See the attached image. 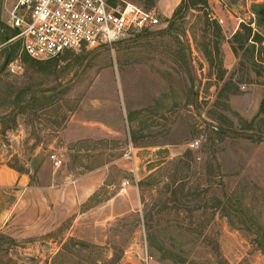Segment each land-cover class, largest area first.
I'll list each match as a JSON object with an SVG mask.
<instances>
[{
    "label": "rangeland",
    "instance_id": "rangeland-1",
    "mask_svg": "<svg viewBox=\"0 0 264 264\" xmlns=\"http://www.w3.org/2000/svg\"><path fill=\"white\" fill-rule=\"evenodd\" d=\"M126 1L162 25L33 62L0 0V160L49 198L0 264H264V0Z\"/></svg>",
    "mask_w": 264,
    "mask_h": 264
},
{
    "label": "built area",
    "instance_id": "built-area-1",
    "mask_svg": "<svg viewBox=\"0 0 264 264\" xmlns=\"http://www.w3.org/2000/svg\"><path fill=\"white\" fill-rule=\"evenodd\" d=\"M161 23L155 9L126 0H15L6 22L17 32L11 41L19 40L22 52L35 61L112 46ZM50 159L54 169L61 168L56 154Z\"/></svg>",
    "mask_w": 264,
    "mask_h": 264
},
{
    "label": "crops",
    "instance_id": "crops-1",
    "mask_svg": "<svg viewBox=\"0 0 264 264\" xmlns=\"http://www.w3.org/2000/svg\"><path fill=\"white\" fill-rule=\"evenodd\" d=\"M181 2L182 0H160L159 8L164 15L170 16L175 12ZM0 161V232L9 234L12 238H21L25 233L29 232L28 229H19L21 227L19 224L22 212L26 209H32L34 204L27 200V198L36 195L38 198V204L42 209L46 207L49 198H47V193L45 189L42 188L43 186L40 184H38L37 187L31 186L29 175L20 173L12 167H9L4 164L3 160ZM38 182H41L40 177ZM15 187L19 189V191H15ZM95 190L96 189H89V191L86 190L85 193H82L79 189H74L73 191L76 196L75 200H78L79 202H82L83 200L85 201L95 192ZM48 194L55 199V196L58 193L48 192ZM14 198H16V200ZM42 218L44 219V217H41V219Z\"/></svg>",
    "mask_w": 264,
    "mask_h": 264
},
{
    "label": "trees",
    "instance_id": "trees-1",
    "mask_svg": "<svg viewBox=\"0 0 264 264\" xmlns=\"http://www.w3.org/2000/svg\"><path fill=\"white\" fill-rule=\"evenodd\" d=\"M192 2V6L196 5L197 2H201L202 0H182L181 4L177 7V9L175 10L174 12V16H177L178 14H180L182 12V10L184 8H188L186 5L188 2ZM152 6H154V2L151 3ZM147 9V8H146ZM150 10V9H148ZM249 32L251 33V30H249ZM15 35L14 37L17 35V32L14 31ZM251 35V34H250ZM257 36V35H256ZM258 37V36H257ZM256 37V38H257ZM261 40V39H260ZM67 53V52H66ZM12 54H14V52L12 51ZM65 54V53H64ZM62 56V55H61ZM27 57V58H26ZM25 57V60H31L33 62H40V61H35V60H32L31 58H29L27 55ZM3 239H5L3 236H1ZM11 241V240H10ZM258 244H259V248H261L264 252V241L261 239L260 241H258Z\"/></svg>",
    "mask_w": 264,
    "mask_h": 264
},
{
    "label": "water",
    "instance_id": "water-1",
    "mask_svg": "<svg viewBox=\"0 0 264 264\" xmlns=\"http://www.w3.org/2000/svg\"><path fill=\"white\" fill-rule=\"evenodd\" d=\"M259 13H262V12L259 11ZM262 14H263V13H262ZM212 129H214L215 131H217V132H219V133H223V130L217 129V128H215V127H212ZM262 139H263V141H264V138H262Z\"/></svg>",
    "mask_w": 264,
    "mask_h": 264
}]
</instances>
